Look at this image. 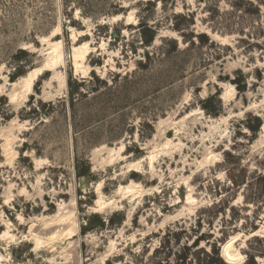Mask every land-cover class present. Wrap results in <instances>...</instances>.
<instances>
[{"label":"rangeland","instance_id":"rangeland-1","mask_svg":"<svg viewBox=\"0 0 264 264\" xmlns=\"http://www.w3.org/2000/svg\"><path fill=\"white\" fill-rule=\"evenodd\" d=\"M0 264H264V0H0Z\"/></svg>","mask_w":264,"mask_h":264},{"label":"bare ground","instance_id":"bare-ground-1","mask_svg":"<svg viewBox=\"0 0 264 264\" xmlns=\"http://www.w3.org/2000/svg\"><path fill=\"white\" fill-rule=\"evenodd\" d=\"M56 56H57L56 57V60H54L53 62H51L49 64L48 68L47 67L46 68H38V69L34 70L33 72H31L28 76H26V77H24L22 79V83L23 82L26 83V86L25 87H26L27 91H30V88H31L32 83L34 81H36L39 77L45 75L49 71H55V70H57L59 68H62L64 66V59L62 58L61 54L58 53ZM98 204H99L98 210H103V209L108 208V205H106V204L103 205L101 201H99ZM96 213H98V211Z\"/></svg>","mask_w":264,"mask_h":264}]
</instances>
